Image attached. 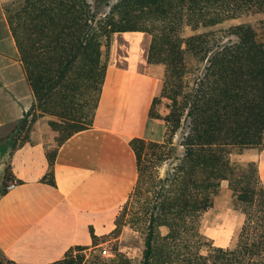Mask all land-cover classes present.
Returning <instances> with one entry per match:
<instances>
[{
	"label": "trees",
	"instance_id": "obj_1",
	"mask_svg": "<svg viewBox=\"0 0 264 264\" xmlns=\"http://www.w3.org/2000/svg\"><path fill=\"white\" fill-rule=\"evenodd\" d=\"M97 3L109 10L100 12L89 0L5 3L35 96V106L25 115L36 110L56 117L47 132L62 145L93 124L113 34L148 33V62L165 67L149 116L163 120L167 129L159 140H131L140 174L130 197L137 203L149 190L145 150L151 163L165 165L156 181L151 176L141 264H264V183L258 162L232 157L264 146V23L184 35L187 28L196 31L263 13L264 0ZM25 120L24 116L21 121ZM15 131L14 145L19 142ZM7 140H0V148ZM56 153L57 148L48 151L49 170L43 177L52 185ZM9 180L13 179L6 173L3 185ZM224 182L246 216L234 246L226 248L213 245L200 231L201 217ZM161 226L168 227V233L162 234ZM74 251L73 247L50 264H80ZM111 264L132 263L127 259Z\"/></svg>",
	"mask_w": 264,
	"mask_h": 264
},
{
	"label": "crops",
	"instance_id": "obj_2",
	"mask_svg": "<svg viewBox=\"0 0 264 264\" xmlns=\"http://www.w3.org/2000/svg\"><path fill=\"white\" fill-rule=\"evenodd\" d=\"M8 1L0 0V140L11 137L35 106L7 20ZM119 38V33L112 36L113 55L93 124L56 146V185L43 181L49 170L44 140L13 147L6 173L16 185L6 189L4 184L7 191L0 196V252L10 262L50 264L77 245H90L91 226L98 227L103 215L126 202L136 187L140 172L131 140L146 137L149 111L163 80L148 55L145 66L131 59L127 65L116 64ZM122 47L131 50L130 43ZM256 150L264 183V146Z\"/></svg>",
	"mask_w": 264,
	"mask_h": 264
},
{
	"label": "rangeland",
	"instance_id": "obj_3",
	"mask_svg": "<svg viewBox=\"0 0 264 264\" xmlns=\"http://www.w3.org/2000/svg\"><path fill=\"white\" fill-rule=\"evenodd\" d=\"M89 1L100 12L104 13L109 10V7L105 3L98 4L97 0ZM241 23H250L255 26L261 25L264 23V12L245 14L239 18L225 21L215 27L200 28L196 31L187 28L184 35L189 36L209 30L227 29ZM119 35L121 38L118 41L119 47L114 51V61L116 64L127 65L128 61L139 60L140 65L145 66L151 36L146 32H128L119 33ZM116 43L114 41L113 47H115ZM124 43H130L131 50L129 48L124 49L122 47H125ZM139 45H144V47H140ZM111 54L113 55L112 48L110 61ZM151 67L161 75L160 78L163 80L164 65L151 63ZM160 109L164 115L166 111L164 105ZM25 119L24 122L20 121L15 127V130H18L16 136H18L19 142L42 139L47 144L48 151L54 153L57 144L54 137L47 132V127L49 121L56 119V117L49 114L42 115L39 111L33 110L30 115H25ZM166 129L163 120L151 119L145 135L146 137L143 139H162L165 136ZM232 157L242 162L255 161L257 150L250 148L242 154L234 153ZM143 158L148 162V173H150L148 184H146V187L147 185L149 186V190L143 196V202L137 203L135 198L129 197L121 206L103 215L102 222L97 224L98 227L93 224L91 226L92 243L87 246L77 245L74 247V255L81 260L80 264H111L127 259L132 264H141L145 249L147 211L151 198V176L156 181V176H162L165 167V165L151 163L149 151L145 150ZM245 219L246 216L241 205L233 198L228 188V183L224 182L219 192L215 195L211 207L201 217L200 231L215 246L233 247ZM160 230L162 234H166L169 231L166 226H161ZM9 262L0 252V264H7Z\"/></svg>",
	"mask_w": 264,
	"mask_h": 264
},
{
	"label": "water",
	"instance_id": "obj_4",
	"mask_svg": "<svg viewBox=\"0 0 264 264\" xmlns=\"http://www.w3.org/2000/svg\"><path fill=\"white\" fill-rule=\"evenodd\" d=\"M17 132L18 130L15 131V134H17ZM14 143L15 138L11 136L0 148V196L3 190V181L5 179L6 169L11 158Z\"/></svg>",
	"mask_w": 264,
	"mask_h": 264
},
{
	"label": "built area",
	"instance_id": "obj_5",
	"mask_svg": "<svg viewBox=\"0 0 264 264\" xmlns=\"http://www.w3.org/2000/svg\"><path fill=\"white\" fill-rule=\"evenodd\" d=\"M15 185H16V182L12 180V181H9V182L6 184L5 188H6V189H11V188H13ZM7 264H17V263H15V262H9V263H7Z\"/></svg>",
	"mask_w": 264,
	"mask_h": 264
}]
</instances>
